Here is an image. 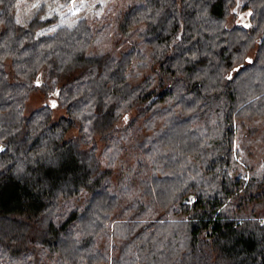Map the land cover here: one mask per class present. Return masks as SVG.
<instances>
[{"label":"trees","instance_id":"16d2710c","mask_svg":"<svg viewBox=\"0 0 264 264\" xmlns=\"http://www.w3.org/2000/svg\"><path fill=\"white\" fill-rule=\"evenodd\" d=\"M18 2L0 0V264H264V174L237 175L235 148L264 118V0L249 27L236 0H131L113 42L88 18L38 34L58 17L23 25ZM38 90L54 106L27 113Z\"/></svg>","mask_w":264,"mask_h":264},{"label":"rangeland","instance_id":"374dc122","mask_svg":"<svg viewBox=\"0 0 264 264\" xmlns=\"http://www.w3.org/2000/svg\"><path fill=\"white\" fill-rule=\"evenodd\" d=\"M246 1L236 0L233 8V12L238 16L235 19L241 23L247 18L246 13L242 12V7ZM130 2L131 0H19L17 19L21 24L27 26L39 10L43 8L42 18L56 15L58 22L56 25L40 30L38 34H52L59 26L72 27L81 18H88L92 20L93 26L94 23H97L96 29L99 37H111L112 41L113 37L118 36L115 29V17ZM141 29L138 28L133 32L128 43L137 44L139 42L137 32ZM117 41L123 42L120 39ZM110 44L112 43L109 42V45L104 43L102 46L96 47V50L101 48L114 50L115 47L112 49L113 45ZM9 69L12 72L11 67ZM45 104L52 106L54 99L41 90L35 91L27 103V113L39 109ZM63 114V110H56L55 117L58 118ZM235 148L238 151L237 175L248 179L253 175L264 174V118L246 124L241 128L236 137Z\"/></svg>","mask_w":264,"mask_h":264},{"label":"water","instance_id":"95a60500","mask_svg":"<svg viewBox=\"0 0 264 264\" xmlns=\"http://www.w3.org/2000/svg\"><path fill=\"white\" fill-rule=\"evenodd\" d=\"M243 25H245L246 27H249L250 24H249V16H247V18L245 19V21L242 22Z\"/></svg>","mask_w":264,"mask_h":264},{"label":"snow or ice","instance_id":"6c2138e0","mask_svg":"<svg viewBox=\"0 0 264 264\" xmlns=\"http://www.w3.org/2000/svg\"><path fill=\"white\" fill-rule=\"evenodd\" d=\"M54 106V105H53Z\"/></svg>","mask_w":264,"mask_h":264}]
</instances>
